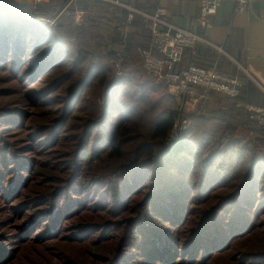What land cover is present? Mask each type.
<instances>
[{"label": "trees", "instance_id": "1", "mask_svg": "<svg viewBox=\"0 0 264 264\" xmlns=\"http://www.w3.org/2000/svg\"><path fill=\"white\" fill-rule=\"evenodd\" d=\"M112 6L0 0V264H264V126L237 98L172 140L167 85L113 75Z\"/></svg>", "mask_w": 264, "mask_h": 264}, {"label": "crops", "instance_id": "2", "mask_svg": "<svg viewBox=\"0 0 264 264\" xmlns=\"http://www.w3.org/2000/svg\"><path fill=\"white\" fill-rule=\"evenodd\" d=\"M17 1L33 5L48 0ZM102 1L113 5V23L106 24L111 31L113 26L117 28L120 23L125 22L127 10L124 4L145 12H153L159 6L165 7L168 12L165 20L168 23L192 30L207 40L196 44L195 53L186 49L182 61L177 65L178 68L186 67L190 63L204 68L215 66L222 74L239 77L244 81L240 99L234 103L236 107L237 101L264 105V0L250 2L243 11L239 10L236 0H224L208 27H203L197 22L200 16L198 0ZM79 16L78 23L81 24L82 15L81 18ZM152 27V20L136 15L129 28L128 41L124 40L123 46L149 47ZM118 34L120 35L119 32ZM199 91L202 89L199 88ZM209 95V98L190 102L186 109L187 114H193L200 109L211 113L214 110L226 112L231 108L234 98L214 91L209 92ZM242 111V115L247 118L245 110ZM257 129L258 126L247 121V124L238 127V133L255 140L261 137Z\"/></svg>", "mask_w": 264, "mask_h": 264}, {"label": "built area", "instance_id": "3", "mask_svg": "<svg viewBox=\"0 0 264 264\" xmlns=\"http://www.w3.org/2000/svg\"><path fill=\"white\" fill-rule=\"evenodd\" d=\"M223 1L198 0L200 9L198 24L208 27ZM236 1L239 4V10L243 11L246 10L250 2L255 0ZM124 7L127 10L125 22L120 23L117 27L118 32L124 36L128 34L136 15L153 21L150 46L139 47L138 50L146 71L155 77L157 83H165L170 92L180 100L179 112H177L178 115L171 131L172 140L178 139L182 130L190 124L185 117L190 102L209 98L211 91L221 93L229 98L240 97L244 81L239 77L222 74L215 66L204 68L190 63L186 67H177L182 61L186 49H191L195 53L196 44L201 41L207 42V40L192 30L168 23L165 20L168 13L165 7L159 6L153 12L141 11L126 4ZM56 19L57 16L49 21L51 24H55ZM117 71L121 72L120 66L117 67ZM199 88L202 91H199ZM236 105L246 110L248 118L256 126H264V105L241 101H237Z\"/></svg>", "mask_w": 264, "mask_h": 264}, {"label": "rangeland", "instance_id": "4", "mask_svg": "<svg viewBox=\"0 0 264 264\" xmlns=\"http://www.w3.org/2000/svg\"><path fill=\"white\" fill-rule=\"evenodd\" d=\"M105 25L103 26V32H104V34H108L109 35V36H106L107 43H106V46H105L106 47L105 50L108 53H111L112 55H114L113 56L114 59L112 61L113 75L120 76V75L124 74V72L127 69L142 70V73H143L144 72L143 71L144 70V68H143L144 67L143 60L141 59L142 57H140V55L138 54V52L136 50V46H120L116 41H113V40L111 41V38L114 37V36H113V34H111L112 33L111 30L107 26L109 24H107L106 26ZM119 36H120L121 39L128 41V36H129L128 34L125 35V36L122 35V34H120ZM108 39H110V41ZM118 65L121 67V72L120 73H118V71H117V67H119ZM167 94H168V96H170L171 98H173L175 100L174 101L175 104L172 105L171 108H173V110H175L176 112H179V109L178 108L180 106V104H179L180 103V100H178L170 92L169 88H167ZM16 98H17L16 96H13V100H16ZM79 114L91 116L90 115V108L88 107L85 110H81L79 112ZM185 117L189 120L187 113H185ZM189 122H190V120H189ZM261 147H264V145L261 144ZM261 149H263V148H261Z\"/></svg>", "mask_w": 264, "mask_h": 264}]
</instances>
